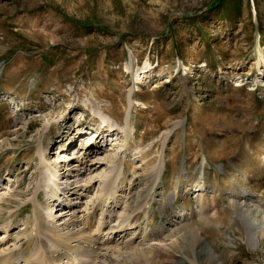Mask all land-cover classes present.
I'll list each match as a JSON object with an SVG mask.
<instances>
[{
  "label": "rangeland",
  "instance_id": "374dc122",
  "mask_svg": "<svg viewBox=\"0 0 264 264\" xmlns=\"http://www.w3.org/2000/svg\"><path fill=\"white\" fill-rule=\"evenodd\" d=\"M92 109L121 125L128 110L131 135L93 126ZM99 146L89 156L86 148ZM141 148L151 160L164 154V168L148 213L136 211L133 221L148 234L164 224L158 240L173 243L153 249L147 242L132 255L130 245L120 260L264 264V235L249 241L229 206L246 190L264 208V0H0V198L16 199L10 233L32 212L19 211L28 190L47 181L39 152L68 191L59 205L38 191L36 205L54 204L56 216L71 204L83 214L114 162L143 190ZM170 190L174 201L161 207ZM7 218L0 211V225ZM135 225L115 236L144 239ZM24 246L26 254L31 246Z\"/></svg>",
  "mask_w": 264,
  "mask_h": 264
},
{
  "label": "bare ground",
  "instance_id": "6f19581e",
  "mask_svg": "<svg viewBox=\"0 0 264 264\" xmlns=\"http://www.w3.org/2000/svg\"><path fill=\"white\" fill-rule=\"evenodd\" d=\"M140 75H142L140 80L146 78L144 73L137 74V77ZM127 99L128 105H130L132 100L130 94H128ZM92 113L99 116V122L93 124V126L97 125L99 128L103 127L102 130L105 128L110 132L119 129L125 136L131 135V127L128 124V110L125 114L123 125H121V123L112 124L109 119L110 117L103 115L101 112H95L94 109H92ZM116 125L118 128H114ZM76 128L77 132H83V126H76ZM100 147L102 148V146L95 149L94 147H87V153H89V156H97L100 153ZM143 151L144 149L141 148V152L146 155V159L142 157V155L139 156V158L143 160L142 164H145L144 169L146 170L145 177L147 184L143 190L138 189V182L134 180L131 181L124 173L120 172L122 168L121 162H114L111 163L112 167L107 174L100 176L103 187L99 191V196L94 202L90 203V206H88V202L84 204L83 210L81 209V213L83 214H78L76 206L68 203L71 205L64 207L56 216V211H53L54 204L48 211H44L42 210L44 208L40 209L36 205L39 199L38 191L40 188L43 189L46 192V199H48L49 202L58 201V205L60 201L63 200L60 196H64L68 191L61 188L62 185L58 183V180H60L58 179V170L53 169L50 164H48V159L45 158L47 154H44L45 150L43 153L39 152L38 155L41 162L40 168H45L47 181L40 182V180H36L33 183L35 189H31V191L28 190V199L21 203L22 207L19 211H25L28 206H31L32 212L30 211L31 214L29 217H26L24 226L18 230L19 232L16 235L10 233V231L15 228L12 227L13 219L11 216L14 215L15 211L13 212L14 207L11 204H15L16 199H8L3 196L0 198L3 202L0 211H6L9 214V218L0 225L3 229L2 234L6 233L5 236L2 235L3 239H0V264H126V259L132 257H122L120 260V256L122 255L123 249L130 245L133 250L129 255L140 254L143 248H146L144 246L147 242L150 244L147 247L153 249L167 247L169 243L172 244L171 236L167 239H171L170 242H165L166 239L165 241L163 239L158 240V237L161 235L160 230L163 229L164 224L158 226V230L154 229L151 234H148L149 231L147 230L146 232L145 226H139V223L133 221L136 211H145V215L148 213L149 210L146 211L144 206L148 205L151 207V201L154 200L153 192L160 187L157 183V179L162 175V169L164 168V154L160 153L157 159L151 160L149 155ZM80 161L79 165H85L87 162L84 157L81 158ZM120 175L122 176V181L120 183L124 184L116 187L115 185ZM89 181L90 179L85 181L83 186H86ZM177 183L178 178L176 184ZM203 185V182H199L197 184V190L204 188ZM3 187H5V185H2L1 188ZM163 192L164 191H162V193ZM172 192V190L166 192L162 202L159 203L161 207L164 206L165 202L170 205L172 200L174 201L176 193L175 190L173 193ZM71 195H74V191L71 192ZM14 196L16 198L23 196V194L17 192ZM201 196L200 193V197ZM229 206L245 224L249 241L256 244L258 239L264 235V208H262L258 200L254 199L252 194L246 190L234 193L233 197L230 196ZM61 214H64L66 219L60 224H55L54 219ZM172 216H174V214ZM148 223H150V221ZM133 224L136 225L135 227H131L133 228L132 232L135 233L140 229V233L142 232L145 235L144 239H137V236H135L136 238L134 237L135 239L132 237L126 239L121 236L119 238L115 236L117 232L122 234L127 225L132 226ZM191 230L195 229L192 228ZM173 233L176 232L173 231L170 234L173 235ZM100 234H102L103 237H101ZM106 236L107 238H105ZM22 239L25 240V243L23 245H18V242ZM24 245L28 247L31 246L30 251L26 254H23ZM136 258L140 259V257ZM141 259L148 261L151 257H141Z\"/></svg>",
  "mask_w": 264,
  "mask_h": 264
}]
</instances>
